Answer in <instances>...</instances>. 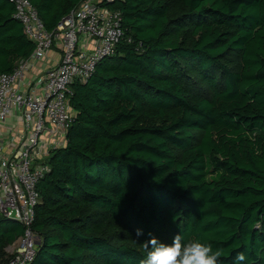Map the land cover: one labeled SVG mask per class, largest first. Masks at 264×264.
I'll return each instance as SVG.
<instances>
[{
    "label": "trees",
    "instance_id": "trees-1",
    "mask_svg": "<svg viewBox=\"0 0 264 264\" xmlns=\"http://www.w3.org/2000/svg\"><path fill=\"white\" fill-rule=\"evenodd\" d=\"M29 1L52 31L80 0ZM102 5L123 38L72 86L74 121L36 186L30 264H139L149 234L264 264V0ZM13 11L0 0V74L34 49ZM22 233L0 218V264Z\"/></svg>",
    "mask_w": 264,
    "mask_h": 264
},
{
    "label": "built area",
    "instance_id": "built-area-1",
    "mask_svg": "<svg viewBox=\"0 0 264 264\" xmlns=\"http://www.w3.org/2000/svg\"><path fill=\"white\" fill-rule=\"evenodd\" d=\"M7 1L34 49L11 72L0 74V218L23 228L10 264H28L38 247L32 224L39 203L36 186L48 170L44 159L64 145L75 118L69 105L71 86L86 82L98 63L115 53L123 31L120 13L102 5L113 0H80L52 31L29 0ZM53 48L60 53L59 62L37 67ZM39 68L42 72L35 76ZM8 123L14 128L8 135L12 147L6 151L1 140Z\"/></svg>",
    "mask_w": 264,
    "mask_h": 264
},
{
    "label": "clouds",
    "instance_id": "clouds-1",
    "mask_svg": "<svg viewBox=\"0 0 264 264\" xmlns=\"http://www.w3.org/2000/svg\"><path fill=\"white\" fill-rule=\"evenodd\" d=\"M143 234L141 229L136 230L138 242ZM149 236L150 239L143 242L147 250L146 256L140 260L139 264H218L223 255L221 249L214 251L211 245L199 240L184 243L180 234L174 235L170 243L162 242L152 234ZM245 259L244 253H238L234 264H242Z\"/></svg>",
    "mask_w": 264,
    "mask_h": 264
},
{
    "label": "crops",
    "instance_id": "crops-1",
    "mask_svg": "<svg viewBox=\"0 0 264 264\" xmlns=\"http://www.w3.org/2000/svg\"><path fill=\"white\" fill-rule=\"evenodd\" d=\"M60 59V53L58 51L57 48H53L48 54H47V59L46 61H41L37 67H45V68H49V67H53L54 65H56L59 62ZM41 69H36L34 71V75L37 76L41 73ZM12 124V122H10ZM13 125H10L9 123L3 128L4 132H3V136H2V145L4 147V150L8 151L11 149V144L8 138V135L13 131L12 127Z\"/></svg>",
    "mask_w": 264,
    "mask_h": 264
},
{
    "label": "rangeland",
    "instance_id": "rangeland-1",
    "mask_svg": "<svg viewBox=\"0 0 264 264\" xmlns=\"http://www.w3.org/2000/svg\"><path fill=\"white\" fill-rule=\"evenodd\" d=\"M48 156L49 155H47L44 160H46L48 158ZM18 249H19V242H18V240H16L14 242V244H12L11 246H9L5 249V257L6 258H9V257L13 258L16 255Z\"/></svg>",
    "mask_w": 264,
    "mask_h": 264
},
{
    "label": "bare ground",
    "instance_id": "bare-ground-1",
    "mask_svg": "<svg viewBox=\"0 0 264 264\" xmlns=\"http://www.w3.org/2000/svg\"><path fill=\"white\" fill-rule=\"evenodd\" d=\"M103 60V59H102ZM88 80V79H87ZM73 86V85H72ZM71 86V87H72ZM10 221H12V220H10ZM13 222H16V221H13ZM18 223V222H17ZM36 245H39V242H36ZM28 264H30V263H28Z\"/></svg>",
    "mask_w": 264,
    "mask_h": 264
},
{
    "label": "water",
    "instance_id": "water-1",
    "mask_svg": "<svg viewBox=\"0 0 264 264\" xmlns=\"http://www.w3.org/2000/svg\"><path fill=\"white\" fill-rule=\"evenodd\" d=\"M38 246V245H37Z\"/></svg>",
    "mask_w": 264,
    "mask_h": 264
}]
</instances>
